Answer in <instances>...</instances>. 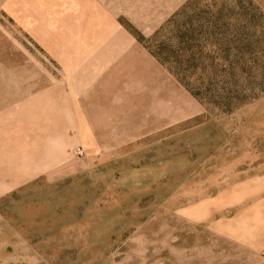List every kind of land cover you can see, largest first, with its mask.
<instances>
[{
    "label": "rangeland",
    "instance_id": "obj_1",
    "mask_svg": "<svg viewBox=\"0 0 264 264\" xmlns=\"http://www.w3.org/2000/svg\"><path fill=\"white\" fill-rule=\"evenodd\" d=\"M132 1L109 146L0 198V264H264V0ZM0 37L59 74L2 10Z\"/></svg>",
    "mask_w": 264,
    "mask_h": 264
},
{
    "label": "crops",
    "instance_id": "obj_2",
    "mask_svg": "<svg viewBox=\"0 0 264 264\" xmlns=\"http://www.w3.org/2000/svg\"><path fill=\"white\" fill-rule=\"evenodd\" d=\"M132 5V0H0V10L59 73L37 75L34 66L22 74L17 55L23 46H4L0 37V198L37 179L66 176L69 149L109 146L100 143L105 141L100 133L116 131L115 109L129 104L110 94L125 82L116 53L137 49L116 19L130 14ZM134 5L143 12L141 1ZM114 75L122 79L119 86Z\"/></svg>",
    "mask_w": 264,
    "mask_h": 264
}]
</instances>
